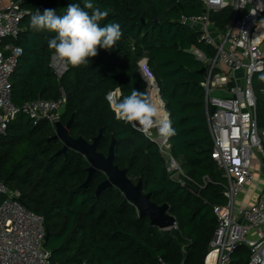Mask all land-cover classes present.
<instances>
[{
    "label": "trees",
    "instance_id": "16d2710c",
    "mask_svg": "<svg viewBox=\"0 0 264 264\" xmlns=\"http://www.w3.org/2000/svg\"><path fill=\"white\" fill-rule=\"evenodd\" d=\"M95 7L107 11L101 21L119 23L123 35L112 50L98 49L88 66L66 65L58 77L50 65L53 50L48 41L54 33L34 32L31 16L39 9H54L63 14L69 3L83 7L84 0H23L25 17L14 41L22 49L19 66L10 77L11 99L21 105L37 97L53 100L62 89L66 103L60 115L65 124L74 116L69 134L91 140L101 130L97 150L107 154L114 139V164L127 170L131 180L142 181L143 192L151 193L157 205L169 204V213L177 226L159 230L147 216L111 186L97 196V186L106 179L96 171L89 182L88 161L79 152L62 147L52 139L54 129L47 121L33 124L20 113L0 135V181L20 192L19 200L28 210L43 216L44 247L57 264H202L203 256L216 227L214 204H224V180L211 158L209 133L202 82L201 61L188 50L195 46L208 57L214 49L198 39V32L183 24L185 17L202 14L198 0H92ZM90 11V10H89ZM231 8L212 10L210 18L224 30ZM147 58L159 94L164 102L175 135L170 153L194 180L210 179L195 194L168 177L165 157L156 142L140 129L116 118L107 94L119 90L117 103L133 89L147 95L138 61ZM256 95V118L264 126V68L252 77ZM154 132V128L151 130ZM215 182V183H214ZM2 195H0V202ZM184 246L185 252L182 251ZM245 245L237 247L231 264H247Z\"/></svg>",
    "mask_w": 264,
    "mask_h": 264
},
{
    "label": "built area",
    "instance_id": "2783aa9c",
    "mask_svg": "<svg viewBox=\"0 0 264 264\" xmlns=\"http://www.w3.org/2000/svg\"><path fill=\"white\" fill-rule=\"evenodd\" d=\"M22 1L0 0V135L5 134L10 122L20 113L27 115L33 124L47 121L55 131L66 103L62 89L60 96L53 100L37 97L16 105L11 99L10 77L22 55L21 47L14 41L22 20L30 14L22 7ZM198 1L205 11L185 17L182 22L198 32L200 42L214 49L212 57L195 46L188 51L205 67L202 86L213 144L211 158L224 180L225 198L224 204L212 206L216 227L202 264H231L232 254L240 245L248 249L247 264H264V184L254 203H238L239 196L254 183L253 169L260 173V166H264V126L259 127L257 123L256 95L252 87L253 75L264 68V0ZM227 7L231 8V15L224 30H220L210 18V12ZM50 65L58 77L67 68L54 54ZM138 67L147 85L146 96L152 99L155 89L160 102L162 98L147 58H141ZM119 94L116 89L106 96L114 108ZM162 108L168 117L164 102ZM143 134L158 144L170 180L193 193L211 182L207 176L196 181L184 171L179 160L170 153L169 138L161 137L158 131ZM0 195V264H53L50 251L44 247L43 216L26 209L19 200L20 192L9 189L2 181ZM176 226L177 223L171 228ZM181 249L185 252L184 246ZM159 262L166 264L161 258ZM179 264H185L184 258Z\"/></svg>",
    "mask_w": 264,
    "mask_h": 264
},
{
    "label": "clouds",
    "instance_id": "9594fccd",
    "mask_svg": "<svg viewBox=\"0 0 264 264\" xmlns=\"http://www.w3.org/2000/svg\"><path fill=\"white\" fill-rule=\"evenodd\" d=\"M90 10V11H89ZM108 16L107 11L95 7L92 0H84L83 7L69 3L63 14L54 9H36L31 16L30 28L34 32L47 31L55 35L48 41L55 58L73 68L88 66L96 57L98 49L112 50L121 39L123 32L119 23L101 25ZM163 100L159 103L149 99L145 93L133 89L131 94L115 105L116 118L145 134L153 128L167 139L175 135L171 120L161 117Z\"/></svg>",
    "mask_w": 264,
    "mask_h": 264
},
{
    "label": "water",
    "instance_id": "95a60500",
    "mask_svg": "<svg viewBox=\"0 0 264 264\" xmlns=\"http://www.w3.org/2000/svg\"><path fill=\"white\" fill-rule=\"evenodd\" d=\"M204 11L205 9L202 10V12ZM204 70L205 67L203 66L200 69V73H203ZM213 110L214 108H211V111ZM73 119L74 116L71 115L65 124L57 122L55 124V132L51 138L59 139L62 142V147L57 153L66 154L68 149H72L84 155L89 165L87 167V178L83 185H86L89 182L96 171H101L106 175V179L97 186L95 192L97 196L104 189L114 186L118 188L124 194V198L139 211V216H147L149 218L150 225L159 230H163L169 229L177 223L176 217L169 213L170 206L168 203L157 205L152 202L151 193L143 192L142 181L139 179L137 182H134L127 175L126 169H121L114 164L115 140L113 139L110 142L108 152L105 155L97 150L98 143L102 137L101 130H99L98 134L91 140H86L81 136L72 137L69 134V131ZM194 193L197 194V191H194ZM47 238L48 233L46 232L45 241ZM50 261L53 264H57L52 256L50 257Z\"/></svg>",
    "mask_w": 264,
    "mask_h": 264
},
{
    "label": "crops",
    "instance_id": "0c3cea01",
    "mask_svg": "<svg viewBox=\"0 0 264 264\" xmlns=\"http://www.w3.org/2000/svg\"><path fill=\"white\" fill-rule=\"evenodd\" d=\"M205 75V70H204ZM255 173V180L252 185L247 186V188L243 191V193L238 198V203H244V202H250L254 203L258 194L260 193V190L263 187L264 184V166H260V173H258L257 169H253Z\"/></svg>",
    "mask_w": 264,
    "mask_h": 264
},
{
    "label": "bare ground",
    "instance_id": "6f19581e",
    "mask_svg": "<svg viewBox=\"0 0 264 264\" xmlns=\"http://www.w3.org/2000/svg\"><path fill=\"white\" fill-rule=\"evenodd\" d=\"M151 100H153V101H155V102H157V103H159L158 101V97H157V95H156V90L155 89H153V93H152V99ZM163 109V108H162ZM166 115H165V111H164V109L161 111V117H165Z\"/></svg>",
    "mask_w": 264,
    "mask_h": 264
},
{
    "label": "rangeland",
    "instance_id": "374dc122",
    "mask_svg": "<svg viewBox=\"0 0 264 264\" xmlns=\"http://www.w3.org/2000/svg\"><path fill=\"white\" fill-rule=\"evenodd\" d=\"M217 95H219V94H217ZM158 102H159V101H158ZM162 110H163V109H162ZM157 131H158V129L155 128L153 133H154V134H157ZM257 157L260 159V158H261L260 154H257Z\"/></svg>",
    "mask_w": 264,
    "mask_h": 264
}]
</instances>
